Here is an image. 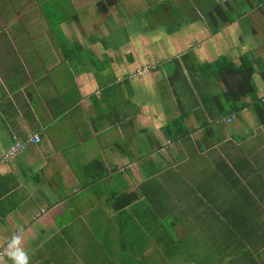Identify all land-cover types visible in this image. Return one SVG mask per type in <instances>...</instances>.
Returning a JSON list of instances; mask_svg holds the SVG:
<instances>
[{
	"label": "crops",
	"instance_id": "crops-1",
	"mask_svg": "<svg viewBox=\"0 0 264 264\" xmlns=\"http://www.w3.org/2000/svg\"><path fill=\"white\" fill-rule=\"evenodd\" d=\"M45 1L0 0V157L40 136L0 164V264H264V2ZM220 55L255 63L237 110Z\"/></svg>",
	"mask_w": 264,
	"mask_h": 264
},
{
	"label": "trees",
	"instance_id": "trees-1",
	"mask_svg": "<svg viewBox=\"0 0 264 264\" xmlns=\"http://www.w3.org/2000/svg\"><path fill=\"white\" fill-rule=\"evenodd\" d=\"M260 2H264V0H260ZM190 53V52H189ZM130 58L131 59V54ZM241 63L237 66L235 65L226 55H220L218 57L217 64L215 65L214 62V69L215 71H218L221 76L224 77V86L226 88L225 92V100L231 105L228 110L231 109H239L241 106H245L246 102L242 103V105L238 104L240 101V98L244 97H253L256 92V85L253 81V74L256 72V68L254 67V62H246L245 57H241ZM132 62V61H131ZM257 64V63H256ZM149 65V64H148ZM258 66V65H257ZM258 72L260 73L261 78L264 81V70L261 69L259 66ZM240 75V78L236 79V82H234L232 79L227 78L228 75ZM259 108V107H258ZM259 114H261V110H258ZM182 118H179L176 120V125L178 128V132H184V125L182 124ZM261 120H264V117L261 118ZM167 133H169L172 129L170 127L166 128ZM176 131V132H177ZM8 162V161H7ZM135 195L133 193H122L119 194L118 199L115 200L117 203V206L126 205L130 201L133 200Z\"/></svg>",
	"mask_w": 264,
	"mask_h": 264
},
{
	"label": "built area",
	"instance_id": "built-area-1",
	"mask_svg": "<svg viewBox=\"0 0 264 264\" xmlns=\"http://www.w3.org/2000/svg\"><path fill=\"white\" fill-rule=\"evenodd\" d=\"M150 66L144 65L143 67L137 69L136 75L146 72ZM40 140L38 133H28L25 137L15 136L11 145L7 148L5 153L0 157V164L9 161L13 156H15L20 151L26 149L30 144L37 143Z\"/></svg>",
	"mask_w": 264,
	"mask_h": 264
},
{
	"label": "rangeland",
	"instance_id": "rangeland-1",
	"mask_svg": "<svg viewBox=\"0 0 264 264\" xmlns=\"http://www.w3.org/2000/svg\"><path fill=\"white\" fill-rule=\"evenodd\" d=\"M46 2V4L48 5V7L49 8H54V6L52 5V1H50V0H46L45 1ZM160 4H164V3H160ZM144 7V5H143V1L142 0H140V8H141V10L140 11H143V8ZM59 10V9H58ZM60 11V10H59ZM58 11V12H59ZM140 16V15H139ZM142 16V15H141ZM80 17H83V16H80ZM262 20H263V23H261L260 25L262 26V31H260L261 32V34L264 36V16L262 17ZM87 23V22H86ZM118 31H120V30H118ZM115 33H113L111 36H113ZM118 35H120V32H118ZM259 52H260V54L261 55H259V54H254L253 56L255 57V58H257L258 59V61H257V65H258V67L260 66L261 67V69H263L264 70V52L262 51V50H258ZM215 62V65L217 64V61L215 60L214 61ZM203 65L204 66H209V67H215V65H214V63H212V62H210V63H206V65H205V63H203ZM172 71V73H173V69L171 70ZM192 74V76L193 77H195L196 76V74L195 73H191ZM212 76H214V74H212ZM211 76V78H214V77H212ZM211 78H209V79H207V78H205L204 76H203V74L201 73V76L199 75V77H197V80H201V82L205 85V87H207L206 86V84H209V80L211 79ZM218 78V77H217ZM217 78H216V80H217ZM219 80V79H218ZM196 86H198L199 87V84L196 82ZM210 86H212V85H209V87ZM224 90H226V88L224 89ZM198 91H199V88H198ZM211 91H213V90H211ZM214 92V91H213ZM126 146H122V149H124ZM120 181V182H119ZM118 182L121 184V186H122V181L121 180H118ZM117 182V183H118ZM124 185H126L125 183H124ZM109 200H111V199H109ZM115 202V199H114V201H113V203Z\"/></svg>",
	"mask_w": 264,
	"mask_h": 264
},
{
	"label": "clouds",
	"instance_id": "clouds-1",
	"mask_svg": "<svg viewBox=\"0 0 264 264\" xmlns=\"http://www.w3.org/2000/svg\"><path fill=\"white\" fill-rule=\"evenodd\" d=\"M20 242L21 238L19 236H13L11 243L8 246L10 249H14L8 252V256L12 260L13 264H25V256L22 253L21 248L18 247ZM27 264H29V258L27 260Z\"/></svg>",
	"mask_w": 264,
	"mask_h": 264
}]
</instances>
